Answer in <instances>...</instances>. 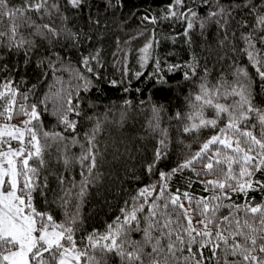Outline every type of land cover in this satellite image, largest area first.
<instances>
[{"label": "trees", "instance_id": "1", "mask_svg": "<svg viewBox=\"0 0 264 264\" xmlns=\"http://www.w3.org/2000/svg\"><path fill=\"white\" fill-rule=\"evenodd\" d=\"M219 2L227 8L238 0ZM244 2L255 7H233L230 16L207 19L209 11L215 10V0H210L209 5L202 0H184L180 9L173 5V0H86L83 9L64 13L67 21L32 14L37 24H51L61 33L59 37L44 39L30 35V29L21 28L22 35L33 41L30 50L10 49L6 40L0 43V91H6L2 85L11 81L18 93L12 119H7L6 113L0 115V121L24 128L23 121L29 116L21 112V106L29 111L31 105L37 106L40 118L29 127H34L45 146L47 166L36 177L39 188L32 193L33 205L38 211L52 215L58 223H69L74 218L72 227L78 247L83 248L94 233L105 234L108 225L121 216L125 201L131 206V197L139 189L160 183L161 171L170 172L216 134L217 130L210 127L184 133L183 127L192 121L177 119V113L186 117L192 112L189 101L200 92L202 84L210 89L220 82L234 87L243 84L255 107L264 109V82L247 55L248 44L243 39L251 35L252 44L264 49L259 41L264 32L253 28L257 14L264 15V0ZM10 3L18 7L21 0ZM110 3L114 6H109ZM170 5L177 12L187 13L188 9L197 12L198 18L189 16L193 27L187 34L188 20L171 16ZM9 24L5 17L0 21V30L7 31ZM68 32L75 38H68ZM146 44L150 47L147 59L142 60L145 54L141 49ZM84 58H89L88 65L83 63ZM11 99V96L0 99V113ZM69 99L71 105L67 103ZM237 99L221 97L219 102L231 104ZM61 106L63 114L75 122V130L66 129L59 122L54 109ZM69 107L74 111H66ZM214 115L213 109L205 108V118ZM226 122L225 119L223 123ZM251 124L255 125L251 130L258 135L259 124L255 119ZM97 126L94 143L100 155L95 171L100 178L87 185L80 196L81 183L88 174L75 158L87 153ZM44 132L59 133L64 139L45 138ZM28 139L26 133L25 140ZM162 139L167 146L166 156L149 172L147 167ZM3 147H7L6 143L0 141V149ZM28 147L25 143L26 151ZM65 155L73 158L67 168L63 163ZM196 170H200L199 165ZM215 178L197 177L186 169L167 182L168 192L174 194L179 189L181 194L187 191L197 197L207 196L209 193L204 192L200 181ZM255 178L264 180V173H257ZM229 194L232 199L226 200V204L244 205L249 201L253 206L264 204V192L258 189L249 190L247 195L230 191ZM222 214L227 215L228 209H223ZM130 235L133 240L142 239L139 232ZM204 255L211 257V252L204 249ZM108 264L121 262L111 255ZM206 264L216 262L210 260Z\"/></svg>", "mask_w": 264, "mask_h": 264}, {"label": "snow or ice", "instance_id": "2", "mask_svg": "<svg viewBox=\"0 0 264 264\" xmlns=\"http://www.w3.org/2000/svg\"><path fill=\"white\" fill-rule=\"evenodd\" d=\"M202 3L209 5L210 0H202ZM85 4L86 0H21L20 5L14 7L10 0H0V21L5 17L10 21L7 31L0 30V43L6 40L10 49L30 50L33 41L22 35L21 28L30 29V35L44 39L59 37L61 33L51 24H37L32 14L56 16L67 21L64 13L81 10ZM173 5L177 9L183 8L184 0H173ZM109 6L114 5L110 3ZM240 6L246 9L255 7L238 0L236 5L226 8L215 0V10L209 11L207 19L230 16L232 8ZM172 9L170 5L171 16L179 15L188 20L187 34L193 27L189 16L198 18L197 12ZM151 22L155 23V20ZM253 28L264 32V15L257 14ZM68 38L74 39L75 36L68 32ZM243 39L248 44L247 55L264 82V56L258 58L264 49H257L252 44L251 35ZM259 41L264 44V35L259 37ZM149 47L150 44H146L141 49L145 54L142 60L147 59ZM88 61L89 58H84L83 63L88 65ZM2 87L6 91H0V99L8 96L12 99L0 115L7 113L6 118L11 120L18 93L13 90L11 81L4 82ZM229 96L239 99L231 104L219 102V98ZM24 99H27L26 95ZM67 103L71 105V99ZM189 103L191 113L186 117L177 113V119L192 121L185 124L183 132L210 127L217 130L216 134L170 172L161 171L160 183L139 189L131 197V206L125 201L121 216L108 225L106 233L90 235L83 248L78 247L74 239V218L69 223H58L52 215L38 211L33 205L32 193L39 188L36 177L47 162L43 155L45 146L41 145L34 127H29L40 118L37 106L31 105L30 111L21 106V112L29 116L23 121V130L14 125L0 129V137L7 136L21 145H29L26 151L23 146L17 150L9 144L7 152H0V264H108L111 255L118 257L121 264H206L210 260L216 264H264V204L253 206L250 201L244 205L225 203L232 199L229 191L245 195L249 190L264 192V180L255 178L257 173H264V109L255 107L251 93L243 84L234 87L223 82L211 89L202 84L200 92ZM205 108L214 110V118H205ZM54 111L66 129L75 130L76 124L63 114V106ZM66 111L74 109L69 107ZM225 119L227 122L223 123ZM253 119L261 128L258 135L251 130L255 127L251 124ZM98 130V126L93 130L87 153L75 158L88 174L81 183L80 196L84 195L87 185L100 178L95 171L100 155L94 143V134ZM26 133L30 137L27 141ZM43 136L64 139L59 133L44 132ZM166 147L165 140H160L147 171L152 172L165 158ZM63 163L67 168L73 163V158L65 155ZM197 165L200 166L199 171L196 170ZM186 169H191L197 177H216L200 181L204 192L209 195L197 197L187 191L181 194L179 189L174 194L168 192L167 182L177 172ZM81 174L84 175L83 172ZM60 182L64 183L63 177ZM188 186L191 188L192 183ZM223 209H228L227 215L222 214ZM133 232L141 233L142 239H131ZM204 249L211 252V257H205Z\"/></svg>", "mask_w": 264, "mask_h": 264}, {"label": "rangeland", "instance_id": "3", "mask_svg": "<svg viewBox=\"0 0 264 264\" xmlns=\"http://www.w3.org/2000/svg\"><path fill=\"white\" fill-rule=\"evenodd\" d=\"M5 125H9V126H18V125H15V124H13V123H10V122H1L0 121V129H3V127L5 126ZM18 127H20L22 130H23V127H21V126H18ZM0 141H3V142H5L6 143V146L7 147H3L2 149H0V152H7L8 151V148H9V144H10V146H11V148L12 149H19V148H21L22 146L24 147V145H21L20 144V142L19 141H17V140H11L9 137H7V136H4V137H0ZM11 142H16V144L15 145H11Z\"/></svg>", "mask_w": 264, "mask_h": 264}]
</instances>
